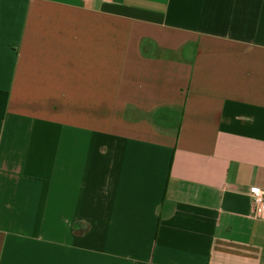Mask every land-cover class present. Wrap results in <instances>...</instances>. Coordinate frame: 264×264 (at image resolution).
I'll list each match as a JSON object with an SVG mask.
<instances>
[{"label":"crops","instance_id":"0c3cea01","mask_svg":"<svg viewBox=\"0 0 264 264\" xmlns=\"http://www.w3.org/2000/svg\"><path fill=\"white\" fill-rule=\"evenodd\" d=\"M264 0H0V264H264Z\"/></svg>","mask_w":264,"mask_h":264},{"label":"built area","instance_id":"2783aa9c","mask_svg":"<svg viewBox=\"0 0 264 264\" xmlns=\"http://www.w3.org/2000/svg\"><path fill=\"white\" fill-rule=\"evenodd\" d=\"M250 196L255 208V217H261L264 214V191L251 188Z\"/></svg>","mask_w":264,"mask_h":264}]
</instances>
